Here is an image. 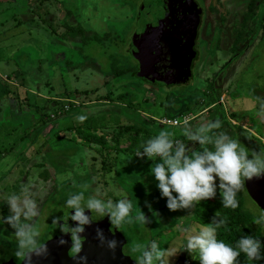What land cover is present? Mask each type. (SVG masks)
<instances>
[{
  "label": "rangeland",
  "instance_id": "374dc122",
  "mask_svg": "<svg viewBox=\"0 0 264 264\" xmlns=\"http://www.w3.org/2000/svg\"><path fill=\"white\" fill-rule=\"evenodd\" d=\"M33 1L35 7L32 8L34 11L30 13V17L27 15L22 17L18 15L17 8L10 7L9 3L5 7L1 6L2 0H0V33L10 30L14 17L21 22V26L33 27L40 24L38 16L40 17L41 11L37 4L38 0ZM140 1L55 0L61 6L57 8L56 3L49 0L46 2L51 6L46 13L49 16L44 17L48 21L41 24V33L44 31L45 40L38 36L33 39L30 47L17 48L6 45L7 51L0 47V74L7 76L9 83L7 82L6 86L9 92L15 95L14 92L19 91L17 84L21 82L24 87L40 93V97L32 94L22 97L24 98L20 99L22 103L11 111L8 107L6 109L4 102L2 104L0 102V260L14 255L16 250L14 229L2 219L7 217L10 211L8 208L2 216V206L6 204L5 200L9 195L21 194L22 186L31 187L32 198L39 208V215L35 221L41 231L39 238L41 244L55 233L57 226L52 223V219L57 211L64 210V202L71 195L83 191L87 199L99 193L98 198L103 200L104 197L100 195L106 197L108 192V196H114L117 200L126 196L132 203L133 217L142 211L144 214L148 213L146 216L151 219V223L146 225L134 221L130 225L123 224L118 229L126 240V245L122 248L124 254L136 259L140 253H133L131 249L137 244H147L155 240L162 249H168L169 253L174 255L169 258L171 264L177 253L182 250L187 237L183 228L187 226L180 223L187 225L192 221L193 216L196 215L194 209L197 205L191 209L178 211H170L167 208V199L161 197L157 187L158 182L151 174V167L154 163L160 162L159 158L154 157L155 160H152L147 157L129 156L119 151L125 148L127 143L119 142L115 150L113 143L108 142L110 151L107 153L106 150H102L101 152L103 155L107 153L104 173L99 170L102 166L97 165L98 162L96 168L90 173L86 170L90 169L88 162L91 157H86V154L92 153L90 148L83 147L80 140L67 141L72 136H76V127L98 125L101 121L113 122V114L119 116L122 123L137 124L143 128L147 127V119H152L151 122H154L160 130L168 128L170 132L176 133L172 137L173 140L183 141L194 149L197 144L187 141L179 134L181 125L172 130L166 122L170 118L167 117L165 121H155L153 118L166 117V114L173 115L177 111L181 117L187 119L189 115L183 108V104L191 108L194 106L191 109L193 114L203 110L202 102L196 103V101L202 98L200 93L205 83H209L215 77L213 86L218 94L216 107H213L212 103L211 112L197 116L190 124L198 126L209 121L223 120L224 117V120L230 122L233 127H222L220 132H225L237 139L242 147L256 151L264 150L262 147L264 146V26L262 30H257L256 24L251 19L242 24L247 0H225V2L221 0L220 3L210 0L213 11L211 10L206 16V31L203 33L206 39L204 41L200 39V47L205 52L198 55L194 79L188 85L190 87L159 91L160 93L170 92L166 100L169 106L172 105L170 108L160 102L162 99L155 88L142 86L129 73V68L136 60L137 52L134 50L130 58L125 54L127 44L134 35L133 18L129 19L125 16L130 13V10L134 11ZM255 2L258 5L255 6L257 8L253 13L255 17H258L263 13L264 1L255 0ZM208 5L209 3L202 5V8L205 6V15ZM66 9L71 11L77 26L81 27L85 34L92 31L101 33L102 28L104 34H108L96 35L94 39L77 42V44L73 42L68 44L65 37L61 39L57 37L60 44H56L53 41L55 35H51L49 31L56 29L59 22H64V27L65 25L74 26L73 19L64 15L63 10ZM57 10H59V16L56 14ZM84 14H87V19L91 20L92 17L91 25L84 21ZM11 15H13L12 18ZM119 15L122 17L119 21L113 20V17ZM22 18H30L31 22L22 23ZM37 29L40 28L37 27ZM72 30L74 31L71 32L72 34L79 35L76 29ZM237 35L243 39L237 42L235 49H232V44L238 38ZM6 38L8 41V37ZM215 44L218 46L215 47ZM210 45L211 49L208 53L207 48ZM5 62L9 64L8 68L4 67ZM39 62L41 65H38ZM27 64L33 69L35 66L36 69L41 68L43 75L37 76L33 70L24 69ZM51 66H54V70L46 73L44 67ZM222 66L226 67L222 69ZM11 67H14V70ZM114 71L119 72V75L113 76ZM5 76L0 78L1 88L4 86L2 81ZM85 89L95 90V93L90 92L86 97H82L79 92ZM173 94H182V98H186L185 102L181 103L180 100L175 102L174 99L177 98ZM54 95H58L55 96L57 99L60 97L61 101L58 103L62 105L63 110H57L59 104L54 107L52 101L41 98L45 96L47 97L45 99H50ZM105 95L106 98L100 102L85 105L88 107L87 112L92 111L95 115L84 117V124L80 119L76 122L74 117L77 118L80 114L84 116L81 113L84 110L83 107L77 104L82 103L84 99L86 100L83 103H87L95 96ZM68 99L74 104V107L69 110L66 108ZM34 106L42 107L45 114H36L38 110L35 111ZM54 113L57 115L55 116ZM103 114L106 118H102ZM44 116L50 122L40 123L39 117ZM64 125L74 126V131L61 130ZM34 130L37 131V136ZM104 132L110 134L111 130L105 129ZM35 164H38V167H35ZM40 164L42 166H39ZM55 164L56 167H54ZM43 171L46 172L44 178L40 176L43 175ZM262 181L264 182V178L247 182L250 186L258 185ZM216 182L218 187V178ZM214 199L215 197L201 202H212ZM145 202L151 205V210H157L150 213ZM243 207L252 216L253 230L264 236V222H261L260 226L255 223L262 211L247 196L243 198ZM194 227L196 226L191 223L190 229L193 232L198 231L202 225ZM190 255V259L194 261L193 264L196 262L198 264L199 260L194 258V253Z\"/></svg>",
  "mask_w": 264,
  "mask_h": 264
},
{
  "label": "clouds",
  "instance_id": "9594fccd",
  "mask_svg": "<svg viewBox=\"0 0 264 264\" xmlns=\"http://www.w3.org/2000/svg\"><path fill=\"white\" fill-rule=\"evenodd\" d=\"M220 126L219 120L198 126H192L185 120L183 125L179 126V134L187 141L203 146L200 151L193 150L183 141L173 140L172 137L176 133L167 129H161L158 135L142 145V151H137L136 156L140 158H159L160 162L151 167V174L158 182L161 197L167 199L166 206L170 211L191 209L203 200L214 198L217 192V178L223 208L235 209L239 203L236 199L237 193L243 189L245 182L264 178V150L256 151L242 147L237 139L227 133H217L215 130ZM98 196L99 193L85 199L83 191L71 195L65 204L71 209L70 214L67 217L52 219V223L62 234L57 240L58 245L68 244L69 241L64 239V236H70L68 253L76 264H87V256L81 253L85 243L84 233L93 223V213L107 217L111 228L116 229L134 221L144 225L151 223V219L142 211L134 217L131 215L132 203L126 196L116 201H104ZM5 203L10 214L2 219L14 229L16 258L23 264H32L34 256L46 257L48 245L41 244L39 240L41 231L35 221L39 208L32 198L31 187L22 186L21 194L9 195ZM145 204L151 211V205L147 202ZM261 222H264V211L255 223L260 226ZM224 223L217 212L212 222L200 227L198 231L183 229L187 237L182 250L196 254L200 264H237L241 253L248 261L264 258L261 256V242L257 238L242 236L235 246L217 239V229ZM95 233L99 245L106 247L113 254L117 247L121 246V242L115 239L114 235L109 239L103 229L97 227ZM131 251L140 253L134 261L135 264H170L169 258L174 256L168 249H162L155 240L147 244H137Z\"/></svg>",
  "mask_w": 264,
  "mask_h": 264
},
{
  "label": "flooded vegetation",
  "instance_id": "af4514ba",
  "mask_svg": "<svg viewBox=\"0 0 264 264\" xmlns=\"http://www.w3.org/2000/svg\"><path fill=\"white\" fill-rule=\"evenodd\" d=\"M166 1H172L173 4L166 5ZM223 1L225 2V0ZM249 1L250 0H247L245 6H247ZM263 1L264 0H260V2H263ZM213 2L220 3L221 0H213ZM208 3L209 5L207 7V10H205L206 11V15H205L204 14L205 6L202 8V5L203 4L207 5ZM256 5H258V3L254 2V6ZM210 8H211L210 0H141L137 8H134V11L130 10L131 14L128 13L125 16V18L126 17H129V19L133 18V21H134V35L132 36V38H130L127 44V47L125 49V54H127L126 56L130 58L134 50L137 52L136 60L133 61L132 67L129 68L130 76L134 78L135 80H138L142 86L144 85V86H148L151 88H155V90L159 93V97H161L162 99V101L160 102L164 103L166 107H169V108L172 107V105L169 106V102L166 101L168 99V95H169L168 93L170 92L160 93L159 91L162 89L170 90L174 88L176 90H180L182 88L184 89L185 87L189 88L190 86L188 85L191 84V80L194 79L196 60L198 59V55L205 52L203 51L202 47H200V43H201L200 39H202V41L206 39V37L203 36V33L204 31H206L205 30L206 16L210 14L211 10L213 11V9L212 8L210 9ZM263 13H264V10H263ZM121 18L122 17L119 15L117 17H113V20L119 21ZM83 33L84 32L82 29V35L86 36L87 39H92V38L94 39L96 38V35L108 34V33H105V34L98 33L97 34V33H94L93 31L88 32V34H85V33L83 34ZM207 39L209 40V37ZM205 43L207 45V41H205ZM217 46L218 44H215V47ZM210 49H211V45L209 46V48H207L208 53ZM191 52L193 54L192 57H190ZM222 69H224L223 66H222ZM216 75L217 74H215V76ZM213 81H215V77H213L209 83H205V87L203 88L205 91L203 92V89H202L200 93L202 94V98L196 101V103L202 102L204 109L199 111L198 113L193 114V112L191 113V110L188 111V109H192L194 108V106H192L191 108L187 104H183L182 106L185 109V111H188L187 115H189V118L183 119V117H181V114H178L177 111L173 110L176 112L173 114V116L175 117L170 118L168 120H172V119H176V120L183 119V120L179 121L180 124L177 123L175 125L168 126L170 127V129L174 130L179 125H182L185 120H187L190 123L197 116L203 113L207 114L209 112V110L211 109L210 107L211 104L207 106L205 105L204 101L205 102L209 101L208 93L210 91L208 89L209 88L208 86L210 83L212 85V93H213L212 99L215 97L214 95L216 94L215 93L216 90L213 86ZM173 95L175 98H177V99H174L175 102L180 100L181 103H184L186 100V98H182L181 96L182 94H173ZM97 102H100V101L95 100V101H90L87 103H79L77 104V106L80 105L82 107H87L85 105H89L90 103H97ZM213 107H216L215 103H213ZM163 112L166 113L167 111H163ZM81 113H83L84 116L81 115L80 117H77V118L74 117L76 119V122L79 121V119L80 120L83 119L84 117H90L91 115H95L92 111L91 112L82 111ZM166 115H169V114H166ZM102 118H106L105 114L102 115ZM117 118L119 119V116ZM153 119L155 121L165 120L166 117L153 118ZM43 120H44V123L50 122L48 118H47L48 121L46 120V116L43 117ZM149 120L151 121L152 119H147L146 122H148ZM119 121H120L119 124H121L122 121L120 119ZM102 123L108 124L111 122L106 123V122L101 121V124ZM124 124L125 123H122V125ZM66 127L67 125H64L61 128V130H65ZM222 127H226V126L223 124ZM107 129H110V128H107ZM110 130L112 133V129ZM104 131L105 129L102 130L101 132L103 134H107V132H104ZM68 132H71V131H68ZM109 151L110 149L108 147L107 153ZM107 153H105L104 155L102 154L103 155L102 158H99L98 155H95V154L92 155V153L89 155L86 154V157H91V156L95 157L94 160L91 158L90 161L88 162L89 167L91 169H86V170H88V172L91 173L93 169L96 168L97 165L99 166L104 165ZM54 167H56V164L54 165ZM43 172L45 173V176H46V172L45 171ZM44 173L43 175H40V174L39 175L44 178ZM107 194L109 195L108 192ZM108 195H106V197L103 195H100V196L104 197L103 199L104 201H107L108 199H112V197H114V196H108ZM207 203H209V201L200 202L199 204H197L194 211L196 212L200 204H207ZM65 204L66 202H64V210L62 212L57 211L55 217H67L70 214L71 209L67 208ZM194 216L192 218V221L190 222L193 223L196 227L201 226L199 223L195 221ZM167 219L168 218H166V220ZM167 221H170V219H168ZM190 222H188L187 225L183 223H180V224L190 228L191 226ZM69 223L71 224L72 222L69 221ZM187 227H184L183 229ZM61 235L62 234L57 228L55 233H53L52 236H50V238H48L44 244L46 243L48 244V242L57 240ZM125 245H123V247ZM123 255L128 256L130 258V260L128 261V264H135L134 262L135 259H133L132 256L128 254H124V253ZM180 256L185 261V264L192 263V260L190 259L191 255L187 251L180 250L177 253L176 257H174V260L171 262V264H174L176 260L178 259V257ZM0 264H23V262L19 261L15 255H10L4 260H0Z\"/></svg>",
  "mask_w": 264,
  "mask_h": 264
},
{
  "label": "trees",
  "instance_id": "16d2710c",
  "mask_svg": "<svg viewBox=\"0 0 264 264\" xmlns=\"http://www.w3.org/2000/svg\"><path fill=\"white\" fill-rule=\"evenodd\" d=\"M254 2H255V0L249 1L247 6L245 7L246 11L243 14L244 17L242 19V24L244 22H246V20L251 19L254 22V24H256L257 30L258 29L262 30V28L264 26V13H262L261 15L258 14L259 16L255 17V14L253 13V11L257 7L255 8ZM65 26L66 27H65L64 35L67 37L73 38L74 36L71 32L73 31L72 29L74 27L68 26V25H65ZM74 29H76V31L79 32V35L81 34V36H83L82 32H81V30H82L81 27L77 26ZM255 30H256V28H255ZM74 35L77 36L78 34L75 33ZM237 36H238V38L232 44V49H235L237 42L240 41L241 39H243L240 37V35H237ZM81 41L84 42L85 40L82 39ZM238 56H239V54L237 55V57ZM234 58H233V60H234ZM230 61H232V59ZM225 67L226 66H223V68H225ZM117 75H119V72L114 71L113 76H117ZM208 87H209L208 89L210 92L208 93L209 101L205 102V105H207V106L212 104V103H215V101L218 100L217 92H215L216 93L214 95L215 97L212 99L213 93H212L211 83L209 84ZM90 92L95 93V90L89 91V90L85 89V90H81L79 93L82 95V97H86L88 95V93H90ZM105 98H106V95L105 96H95L92 101H95V100L101 101ZM84 100H86V99H84ZM84 100H83V102H84ZM88 102H90V100ZM52 103H53L54 107L56 106V104L57 105L59 104L58 102H52ZM72 107H74V104H70V103L67 104V110L71 109ZM33 108H35V111L38 110V111H36V114H38V113L41 115L45 114V113H43L44 110L42 109V107L38 108L37 106H34ZM83 109L84 110H82V111H87L88 107H86V108L83 107ZM57 110H63L62 105L59 104V108ZM190 110L191 109H188V111H190ZM219 110L221 112V109H219ZM209 112H211V109L209 110ZM220 114L223 117L222 112ZM56 115L57 114H55V116ZM80 116H81V114H80ZM113 116L114 117H112V118H114V121L111 123H108V124L99 123L98 125H93V126L84 125V127H76L75 128L76 136L75 137L72 136L67 141L75 142V140H80L86 148H90V150L92 149V155L93 154L98 155L99 158L103 157V155L101 154L102 150H106V151L108 150V146H107L108 142L113 143V149H115V150H116V148H118L119 142H125V143H127V146L125 148L119 150V151H122L123 153L130 155V156H135L137 154L138 150L142 151V145L148 139L158 135V133L160 132V130L157 129V127L155 126L154 122H151L150 120L147 122V127L143 128V126L141 127V126H138L137 124H124V125H122V123L119 124L120 121L117 118L118 116L115 114H113ZM92 117L95 118L98 116H92ZM167 117L173 118V115L169 114L166 116V118ZM222 119L223 120H221V121L219 120L221 122L220 128L215 130L217 133L220 132L223 124L228 128L233 127L230 124V122H226L224 120V117ZM46 120H47V117H46ZM83 120L84 119H81L82 123L85 121V120L84 121ZM224 121H225V123H224ZM39 122L44 124L43 118L39 117ZM107 128L112 129V133L103 134L101 131L104 129H107ZM149 129L151 131H149ZM65 130L74 131V126H67L65 128ZM34 133L36 134V136L38 135L37 131H35ZM243 142H244V140H243ZM259 145H260V143H259ZM202 147L203 146H199V144H197L193 150L200 151V150H202ZM262 147L264 148V146H262ZM91 158L93 160L95 159L94 156H91ZM26 161H27V158H26ZM41 165L42 164H40L39 166H41ZM101 166H102V168L100 167L101 169H99V170L104 172L105 166L104 165H101ZM35 167H38V164L37 165L35 164ZM244 196L246 197L247 195H246L244 188H243V190L238 192L237 196H236V199L239 202L238 207L235 209L223 208L222 197L220 195L219 187H217L215 199L212 202H209L207 204H200V206L197 208V210L195 212L196 215L194 216V219L197 223L204 226V225L210 224L212 222L213 218L215 217L216 213L219 212L220 217L225 221V223L220 228L217 229V239L222 240L226 244H229L231 246H235L236 241L238 239H240L242 236H246V235L252 236L253 238H257L260 240V242H261V256L264 257V236L253 230L254 224L252 221V216L248 212H246V210L243 207ZM112 200L116 201L117 199L115 197H112ZM7 207H8L7 204H4L2 206V209H3L2 216L6 213ZM156 210L157 209H154L150 213H152ZM147 214H145V215H147ZM194 258L198 259V257H196V254H194ZM193 263H194V261L192 260L191 264H193ZM196 264H197V262H196ZM198 264H200V261L198 262ZM237 264H264V258H262L260 260L248 261L246 256L243 253H241V255L238 257Z\"/></svg>",
  "mask_w": 264,
  "mask_h": 264
},
{
  "label": "crops",
  "instance_id": "0c3cea01",
  "mask_svg": "<svg viewBox=\"0 0 264 264\" xmlns=\"http://www.w3.org/2000/svg\"><path fill=\"white\" fill-rule=\"evenodd\" d=\"M48 1L49 0H38L37 1V4H38L41 12H39L40 17L38 16V20L40 21V24H37L36 26H33V27H30V26L28 27V25L21 26V22L18 21V19L16 20L15 17H14L13 20H12V23L10 25V28H9L11 30V32H10V30L9 31L5 30L4 32L0 33V47L4 48L5 51H7L6 48H5L6 45H12V46L17 47V48H23V47H26V46L30 47V45H32L33 39H36L38 36L42 40H45V37L43 36L44 35V33H43L44 31L41 33V31H42L41 30L42 29V25L41 24H43L46 21H48V19L47 20H45L46 18L44 19L45 16H49V14H46V13H48L47 9L49 7L51 8V6H49L50 3L46 4V2H48ZM52 1H54L53 2L54 4L56 3L55 0H52ZM57 2L60 3V1H57ZM7 3H9L10 7L13 6V7L17 8L18 15H22V17L26 16V15L30 17V13L34 11L32 8L35 7V3H34L33 0H2L1 6L3 5V7H5V5H7ZM55 6H57V8H58V6L61 7L57 3H56ZM2 9L5 10V8H2ZM7 9H8V6L6 7V10ZM63 12H64L65 16H69V18L73 19V21H74V22H72L73 23L72 25H74L73 27L74 28L77 27V23L75 22L74 17L71 14V11L69 9H66V10H63ZM56 14L59 16V10L56 11ZM86 15L87 14H84V19H85L84 21L88 22L91 25L92 17H91V20H90V19H87ZM12 17H13V15H11V18ZM22 19H23L22 23H28V21L31 22L30 18L29 19L22 18ZM59 23L60 24H59V26H57L56 29H51L49 31V33L51 35H53V34L55 35V39H53V41L56 42V44L57 43L60 44V41L58 39H56L57 37L60 38V39L65 37L68 44L71 43V42H73L75 44H77V42L81 43L82 39H84L85 41L86 40H90V39H87L86 36H81V34L79 36L78 35L75 36L73 34V36H74L73 38L65 36L64 35V32H65L64 22H62V23L59 22ZM37 27H39L40 29H37ZM9 33H11V34H9ZM94 33H95V31H94ZM101 33H104L103 32V28L101 29ZM6 37H8V41L6 40L7 39ZM75 50H76V48H75ZM13 52L14 51H12V53ZM38 65H41V63L38 64ZM54 66H51L50 68L44 67V70L46 71V73H50V72H52L54 70ZM4 67L8 68L9 64L7 62H5L4 63ZM11 68H12V70H14V67H11ZM34 68L35 69H33L32 67L30 68V65L27 64V66L24 69L33 70L37 76L43 75V70L41 68L40 69H36V66ZM1 76H5V75L4 74H0V78H1ZM2 82H4V86L2 88L0 87V100L2 99L0 102H1V104L4 102V105H6V109L8 107V109L10 111L15 109V108H18V104L22 103V101L20 99H24L22 97H27V95L29 96L30 94H32V95H34L36 97H40V93H38L36 91H32L28 87H24L21 82L19 84H17L19 91L18 92L17 91L14 92L15 95H16L15 96L14 94L9 92L8 87L6 86L7 82L9 83V81L7 79V76H5V79H3ZM18 82H19V80H18ZM21 94L23 96L20 97ZM55 96L57 97L58 95H54V97H51L50 99H45V98H47L45 96H42L41 98H44V100L52 101V102L61 101L60 97L57 99V98H55ZM69 102L72 103L73 101L68 99V103Z\"/></svg>",
  "mask_w": 264,
  "mask_h": 264
},
{
  "label": "water",
  "instance_id": "95a60500",
  "mask_svg": "<svg viewBox=\"0 0 264 264\" xmlns=\"http://www.w3.org/2000/svg\"><path fill=\"white\" fill-rule=\"evenodd\" d=\"M172 1H166V5H172ZM191 50V49H190ZM192 52L190 57L193 56ZM189 55V54H188ZM244 191L249 200L260 210L264 211V182H260L258 185H248L245 182ZM90 215V213H88ZM93 223L90 227L86 228L85 243L83 252L81 255L87 256V264H128L130 258L123 255L122 247L126 244V240L117 231L116 228H111V225L107 217H100L95 213L92 214ZM99 227L103 229L104 234L112 239L114 238L121 242V246H118L115 254L110 252L106 247H101L99 241L95 239V229ZM64 239L69 243L63 246L57 244V240L48 242V253L46 257H33L32 264H76L69 253L68 248L70 246V236H64ZM174 264H185L182 257H178Z\"/></svg>",
  "mask_w": 264,
  "mask_h": 264
},
{
  "label": "built area",
  "instance_id": "2783aa9c",
  "mask_svg": "<svg viewBox=\"0 0 264 264\" xmlns=\"http://www.w3.org/2000/svg\"><path fill=\"white\" fill-rule=\"evenodd\" d=\"M65 108V107H64ZM66 108H67V106H66ZM184 119V118H183ZM182 119V120H183ZM163 121H165V120H163ZM167 122V124L168 125H175V124H177V123H179L180 124V122L178 121V120H176V119H172V120H169V121H166Z\"/></svg>",
  "mask_w": 264,
  "mask_h": 264
}]
</instances>
